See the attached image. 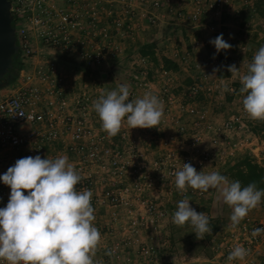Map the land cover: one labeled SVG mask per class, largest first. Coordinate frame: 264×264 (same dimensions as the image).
Returning <instances> with one entry per match:
<instances>
[{"label":"built area","instance_id":"1","mask_svg":"<svg viewBox=\"0 0 264 264\" xmlns=\"http://www.w3.org/2000/svg\"><path fill=\"white\" fill-rule=\"evenodd\" d=\"M259 5L264 0H11L22 68L16 82L0 93V174L24 156L66 155L82 177L77 189L92 192L94 224L101 234L93 259L100 250L114 261L155 264L160 249L170 243L165 223L172 220L178 200L189 197L191 206L205 212L209 221L213 218L207 205L215 189L189 187L181 193L176 188L174 173L184 162L197 171H219L248 153L264 166V137L252 129L257 120L249 118L243 98L219 120L197 101L212 95L222 106L227 93L240 94L239 80L227 66L235 63L246 72L256 46L242 41L244 52L252 49L242 58L211 49L190 63L199 73L184 87L171 69L149 76L150 59L133 51L128 55L131 44L170 21L188 38L185 61L200 46L211 44L226 14L240 16L247 32H264ZM124 56L132 57L131 67L137 70L116 78L112 89L127 83L130 99L153 90L164 103V113L159 125L130 128L125 121L120 132L109 137L92 107L104 91L91 72ZM221 66L227 71L224 76L218 73ZM175 86L184 92H175ZM7 87L8 93H3ZM9 195L10 186L0 180V207ZM257 208H264V197ZM105 212L110 215L108 227ZM257 227L264 228V212H248L235 226L231 221L222 224L212 241L216 262L264 264V232L252 235ZM108 233L114 239L106 244ZM237 244L248 254L229 261ZM127 248L137 259L125 252ZM0 264L9 262L0 258Z\"/></svg>","mask_w":264,"mask_h":264},{"label":"clouds","instance_id":"2","mask_svg":"<svg viewBox=\"0 0 264 264\" xmlns=\"http://www.w3.org/2000/svg\"><path fill=\"white\" fill-rule=\"evenodd\" d=\"M210 43L217 53L232 46L223 33ZM227 67L231 76L238 78L240 91L246 93L242 103L249 118L264 120V45L255 52L246 72H241L235 63ZM129 97V85L119 83L93 101L92 107L109 137L117 135L125 121L130 128L160 124L164 103L155 91L147 90L134 99ZM174 175L181 193L189 187L201 192L216 189L232 208L233 226L264 197V188L257 187L255 182L242 185L239 179L229 180L220 171H197L190 162H184ZM81 179L75 165L59 153L54 158H42L40 154L18 158L0 174V180L10 186L8 201L0 207V258L9 264H94L93 255L101 234L94 224L91 190L76 187ZM24 189L29 191L25 193ZM189 201L184 196L176 202L172 222L178 226L187 223L197 237H203L212 231L210 217L198 212ZM261 232L264 228H254L252 235ZM247 254L248 250L237 244L227 259L243 260Z\"/></svg>","mask_w":264,"mask_h":264},{"label":"crops","instance_id":"3","mask_svg":"<svg viewBox=\"0 0 264 264\" xmlns=\"http://www.w3.org/2000/svg\"><path fill=\"white\" fill-rule=\"evenodd\" d=\"M258 14L261 17H264V5H259L258 7ZM224 25L222 26V28L220 29V33H223V38L228 41L232 46L228 49H223L221 50V54L223 55H231L232 57H237V58H242L244 55H248L251 54L252 49H250L247 52H244L241 48H240V43L243 41H248L250 43L251 48H253L254 46H256L255 50L257 51L259 49V47L261 45H264V32L262 33H252V32H247L244 29V23L240 21V16H237L235 14H226L224 16ZM181 29V27H179ZM179 29V30H180ZM181 31V30H180ZM220 33H216L217 35H219ZM156 33L152 30L150 31H145L144 33L140 34L138 39L133 42L131 44V51L128 53V55H130V53L133 51L134 54L137 55H142L141 54V46L143 43L145 42H153L155 44V50L157 55L160 57L162 55H165L169 58H172L177 64H178V70L173 72L176 74V76L179 78V75L181 74V72L184 69H190L192 68L190 63H192L193 61L196 60H200L201 58H204L206 55L209 54L211 49L216 50L214 44H209L207 46H200L198 48L197 51H193L191 52V56L187 57V59L184 61V55L186 54L187 51V46H188V38L186 36V34L184 32L181 31L180 35H179V40L181 41V37H183V35L186 36V40L183 41V43H175L174 41L169 42L168 38L171 36H167L163 39H158L156 40ZM177 35V34H176ZM216 35V36H217ZM150 36V37H149ZM189 48V46H188ZM127 57V56H126ZM129 59V65L131 66V61L133 60L132 57L128 56ZM125 57H122L119 61H115L114 64H112V66H107L104 67L103 69H97V70H93L91 72L92 78L95 80V73L98 72L100 77L105 79L108 76V72L107 69L111 68V67H115L117 66L119 63H122V59ZM150 69H149V76H151V74L154 72H157L156 75H159V71L161 68H163L162 64H155L154 62H152L150 60ZM219 75H220V70H219ZM221 76V75H220ZM193 79L195 78L194 76H191ZM192 78H189V82H192ZM179 82V81H178ZM181 83V82H179ZM183 84V83H182ZM238 88H239V93L238 95H233L230 93H227V101H225L223 103L222 106H219L217 104V98H215L212 95H206L208 96V104H201V105H207L209 106V111L211 116L214 119H221L222 117H224L225 115H227L230 111V107L232 105H235V102L240 101L241 98H243V96L246 93H242L240 91V83L236 82ZM181 89V88H180ZM2 88H0V93H1ZM211 105V106H210ZM217 190L215 189V191L213 192L214 195L217 194ZM211 212V214L214 216L213 212L211 210H209ZM257 215H259V213L256 212ZM103 217L105 218V220L108 222V226H110L109 224V217L110 215L108 214V212H105L103 214ZM173 222L172 220H167L165 223V232H166V236H168L170 238V243L168 244L167 247L160 249L159 253L161 252V250H167L169 247H171V245L173 244V236L176 235V233H173V228L175 226H173ZM182 227V229H180L178 231V234H181V238L184 236V233L186 231L187 233H191L192 228L190 226H188V224H185L184 226H179ZM114 237L112 234L108 233L105 235L104 237V242H106V244L109 243V241L113 240ZM212 246V244H211ZM126 253L128 254H132L135 256V259H137V256L134 252V250H132V248H127L125 250ZM214 255V250L212 247L211 253H206L205 251L201 250L199 252H195L194 254H190V253H184L183 256H181V259L179 261V264H218L216 262V260L213 257ZM159 260L161 259V256H159L158 258ZM94 264H130V263H126L122 260H112V258L106 254L104 251H100L98 250L94 259H93ZM159 263V261H158ZM156 264V262H155Z\"/></svg>","mask_w":264,"mask_h":264},{"label":"rangeland","instance_id":"4","mask_svg":"<svg viewBox=\"0 0 264 264\" xmlns=\"http://www.w3.org/2000/svg\"><path fill=\"white\" fill-rule=\"evenodd\" d=\"M180 26L177 24H174L170 21H166L164 23H161L160 25H157L153 28V31L156 33V40L163 39L167 36H171L168 38V41H174L176 44L183 43V41L186 40V36L183 35L181 37V41L179 40V35L181 31L179 30ZM177 34V35H176ZM179 34V35H178ZM150 37V36H149ZM125 58L122 59V63H119L115 67H111L107 69L108 76L107 78L103 79L100 77L99 73H95V82L99 87L103 89L104 92L107 90H112L114 87L115 79L116 78H124L129 73L134 72L137 70V68H133L129 65V57L124 56ZM199 73V71L196 68H190V69H184L181 74L179 75V78L177 77V80L181 83H183L184 87L191 82H189V78H192L191 76H196ZM157 72H154L151 74V77H155ZM193 81V78L192 80ZM181 88V89H180ZM10 87H7L6 90L3 93H8ZM175 92H184L182 86H175L174 87ZM208 96L201 95L198 97V102L200 104H208ZM227 101V99H225ZM237 103V102H235ZM211 106V105H210ZM209 107V106H208ZM207 209L211 210L214 214L213 218L211 219V222H214V220H220L222 224L230 222V214L232 211V208L226 204L222 196L219 192H217L216 195L212 194L210 197V200L208 201ZM249 212L256 214L263 213L264 208H253ZM209 222V223H211ZM174 224V223H173ZM175 226L173 228V233H176L175 236H173V244L171 247H169L167 250H161L160 253H158V257L156 260V264H179V261L181 259V256L184 255V253H190L194 254L195 252H199L201 250L205 251L206 253H211L212 250V241L213 237L210 236L211 232L205 233L203 237H197L195 231H192L191 233H187L186 231L184 233V236L181 238V234H178V231L182 229V227H179L178 225L174 224ZM211 226V225H210ZM159 256H161V259L159 260ZM159 261V263H158Z\"/></svg>","mask_w":264,"mask_h":264},{"label":"trees","instance_id":"5","mask_svg":"<svg viewBox=\"0 0 264 264\" xmlns=\"http://www.w3.org/2000/svg\"><path fill=\"white\" fill-rule=\"evenodd\" d=\"M141 54L147 56L155 64H162L163 68L178 70V64L172 59L165 55L158 56L155 50V44L153 42H145L141 46ZM223 55V54H222ZM15 67L18 72H14L12 69L3 79H0V88L6 85H12L16 82L19 77V72L22 68V64L18 58L15 56L14 59ZM227 71L224 66L220 67V75H226ZM252 129L264 137V120H257L255 124L252 125ZM219 171L226 175L229 180L239 179L242 185H246L250 182H255L257 187L264 188V166L255 160L250 154L243 153L236 157L232 161L223 164ZM211 222V221H209ZM212 231L210 236L220 229L222 222L220 220H214L210 223Z\"/></svg>","mask_w":264,"mask_h":264},{"label":"water","instance_id":"6","mask_svg":"<svg viewBox=\"0 0 264 264\" xmlns=\"http://www.w3.org/2000/svg\"><path fill=\"white\" fill-rule=\"evenodd\" d=\"M10 7L11 0H0V79H3L12 69L18 72L14 62L18 44ZM6 86L4 84L1 88Z\"/></svg>","mask_w":264,"mask_h":264}]
</instances>
